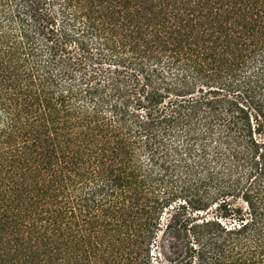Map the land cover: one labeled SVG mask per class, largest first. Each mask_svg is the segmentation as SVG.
<instances>
[{
    "label": "trees",
    "instance_id": "1",
    "mask_svg": "<svg viewBox=\"0 0 264 264\" xmlns=\"http://www.w3.org/2000/svg\"><path fill=\"white\" fill-rule=\"evenodd\" d=\"M0 264H264V0H0Z\"/></svg>",
    "mask_w": 264,
    "mask_h": 264
},
{
    "label": "rangeland",
    "instance_id": "2",
    "mask_svg": "<svg viewBox=\"0 0 264 264\" xmlns=\"http://www.w3.org/2000/svg\"><path fill=\"white\" fill-rule=\"evenodd\" d=\"M164 223H165V221H164ZM167 257L169 258L168 254H167Z\"/></svg>",
    "mask_w": 264,
    "mask_h": 264
}]
</instances>
